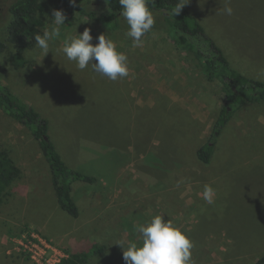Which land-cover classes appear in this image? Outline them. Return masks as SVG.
<instances>
[{
	"label": "rangeland",
	"instance_id": "1",
	"mask_svg": "<svg viewBox=\"0 0 264 264\" xmlns=\"http://www.w3.org/2000/svg\"><path fill=\"white\" fill-rule=\"evenodd\" d=\"M15 1L0 0L2 42ZM41 2L44 32L54 27L51 10H64L59 36L46 56L38 47L28 51L23 70L10 66L9 45L0 56V81L49 122L67 165L97 182L74 183L78 218L63 211L39 143L0 109V149L22 170L0 205V264H39L22 246L29 239L48 262L85 252L88 264H125L115 244L141 246L137 226L157 215L191 241V264H255L264 256V106L239 111L205 163L198 153L228 101L222 85L207 81L177 49L161 16L153 14V28L135 46L124 18L112 30L66 0ZM187 6L237 70L264 81V0H190ZM226 6L232 15L222 11ZM85 28L93 44L105 34L127 56V77L112 81L67 59L65 42ZM206 185L213 189L211 203ZM94 245L101 254H93Z\"/></svg>",
	"mask_w": 264,
	"mask_h": 264
},
{
	"label": "trees",
	"instance_id": "2",
	"mask_svg": "<svg viewBox=\"0 0 264 264\" xmlns=\"http://www.w3.org/2000/svg\"><path fill=\"white\" fill-rule=\"evenodd\" d=\"M93 0H76L81 12L88 18L117 30L122 16L119 0H96L99 8L89 9ZM69 5V0H66ZM177 0H148L153 14L161 16L166 23V33L177 49L188 53L196 67L209 82H219L228 101L226 110L216 121L207 143L198 155L205 163L212 158L224 129L243 108L264 106V81L252 79L237 70L208 34L200 19L186 5L180 14L173 15ZM1 4V3H0ZM70 6V5H69ZM45 3L41 0H17L8 10L12 17L7 28V42L0 41V56L12 45L8 62L14 70L28 65L25 54L35 49L34 37L43 35ZM5 13L0 5V22ZM0 109L17 123L26 127L39 143L42 154L52 171V185L60 208L74 218L80 215L73 198V185L77 182L94 184L97 178L71 169L64 161L48 131L49 122L32 107L25 104L14 92L0 81ZM204 155V156H203ZM22 170L7 149H0V205L12 185L21 178ZM95 255L102 253L98 245L92 247ZM91 253H77L64 258L59 264H88ZM255 264H264V256Z\"/></svg>",
	"mask_w": 264,
	"mask_h": 264
},
{
	"label": "clouds",
	"instance_id": "3",
	"mask_svg": "<svg viewBox=\"0 0 264 264\" xmlns=\"http://www.w3.org/2000/svg\"><path fill=\"white\" fill-rule=\"evenodd\" d=\"M190 0H177L173 7V15H178L189 4ZM120 15L126 20L129 30L127 36L132 38L135 46L143 43L144 37L153 28L155 20L148 7V0H119ZM69 5L78 7L76 0H69ZM232 15L233 9L226 6L222 10ZM51 16L54 27L37 34L34 39L36 46L45 54L50 52L49 42L59 36L60 28L65 24L67 16L63 9H52ZM91 30L85 28L82 34L66 41L62 49L68 60L74 61L80 70L91 66L93 72L99 73L112 81L128 76L127 56L118 52L114 42L107 39L105 34L96 37L93 44ZM213 189L206 185L204 196L209 203ZM136 231L142 237V245L130 242L125 247L123 241L117 242L123 250L125 264H191V249L193 247L187 236L171 220L165 221L163 216H154L150 222L137 226Z\"/></svg>",
	"mask_w": 264,
	"mask_h": 264
},
{
	"label": "built area",
	"instance_id": "4",
	"mask_svg": "<svg viewBox=\"0 0 264 264\" xmlns=\"http://www.w3.org/2000/svg\"><path fill=\"white\" fill-rule=\"evenodd\" d=\"M36 241L34 239H29L27 241H23L22 246L27 249L31 253V257L35 262L39 264H59L63 259H57L55 262L52 263V261H47V258L45 255V252L42 251L41 247H39V244L35 243ZM43 246L47 247L48 246L44 243H41Z\"/></svg>",
	"mask_w": 264,
	"mask_h": 264
}]
</instances>
